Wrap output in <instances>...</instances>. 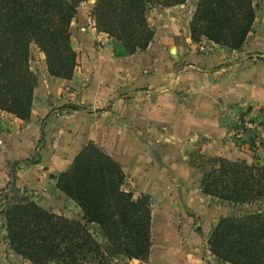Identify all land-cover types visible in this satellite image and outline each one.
Segmentation results:
<instances>
[{
	"label": "crops",
	"instance_id": "obj_1",
	"mask_svg": "<svg viewBox=\"0 0 264 264\" xmlns=\"http://www.w3.org/2000/svg\"><path fill=\"white\" fill-rule=\"evenodd\" d=\"M197 4L152 6L155 37L130 56H115L112 38L88 17L75 18L73 79L50 75L33 44L41 70L31 63L39 84L30 120L0 109V190L15 186L47 210L82 217L53 176L94 142L121 163L127 190L153 197L149 259L120 256L114 264H231L211 252L208 238L233 210L203 193L191 159L201 153L264 164V3L239 50L191 39ZM69 104L79 109L63 108ZM1 205L0 264H32L9 247Z\"/></svg>",
	"mask_w": 264,
	"mask_h": 264
},
{
	"label": "trees",
	"instance_id": "obj_2",
	"mask_svg": "<svg viewBox=\"0 0 264 264\" xmlns=\"http://www.w3.org/2000/svg\"><path fill=\"white\" fill-rule=\"evenodd\" d=\"M89 0H0V109L21 122L31 118L39 75L32 45L45 54L50 75L73 79L78 53L72 23ZM188 0H96L91 17L99 33L113 40L115 56L145 51L155 37L149 9ZM255 0H198L191 39L241 49L253 32ZM63 108L79 109L69 104ZM32 163H40L33 159ZM191 165L202 172L203 193L223 204L264 200V164L201 153ZM57 187L83 212L67 217L43 208L15 186L0 190L7 200V243L32 264H110L118 256L147 261L152 247L150 194L127 190L117 160L94 142L75 156L58 176ZM96 227V230L93 227ZM100 234L102 240L97 237ZM211 252L231 264H264V213L222 217L208 238Z\"/></svg>",
	"mask_w": 264,
	"mask_h": 264
},
{
	"label": "rangeland",
	"instance_id": "obj_3",
	"mask_svg": "<svg viewBox=\"0 0 264 264\" xmlns=\"http://www.w3.org/2000/svg\"><path fill=\"white\" fill-rule=\"evenodd\" d=\"M255 3L257 5V10H259L260 6L264 3V0H255ZM92 7L93 6H92V2L91 1H88L86 3H83L81 5V11L78 14V16L76 17V19H77L76 23H78L80 20L85 21L86 19L84 17H88V19H87L86 22L89 23V25L92 22H94L93 19H92V17H91L92 10L90 11V9ZM74 22H75V20H74ZM76 23L75 24L72 23L73 35H74L75 41H76V39H79V31H78V29L76 27ZM40 61H41V59H40L39 53L35 49L32 50V60H31V63H33V66H35L37 68L36 69L37 71H40L41 70L40 67H39V62ZM0 201H2V205L1 206L3 207V209H5L6 204H7L6 203L7 200H6L4 194H0ZM226 205H228V204H226ZM230 205H231V209L233 211H232L231 215H229V216H242V215H246V214H250V213H255V212H263L264 213V200L257 201V202H254V203H250V204H238V205H236V204H230ZM93 229L96 230V227L94 226ZM97 237H99V239L102 240L101 237H100V234H98ZM119 257L120 256H118L117 258H119ZM117 258L111 260L110 264H114L115 263V260ZM131 260H135V259H131ZM138 261H141V260H138Z\"/></svg>",
	"mask_w": 264,
	"mask_h": 264
}]
</instances>
